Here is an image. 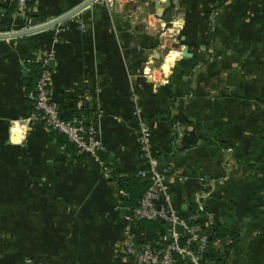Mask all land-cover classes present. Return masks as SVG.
Masks as SVG:
<instances>
[{"label": "crops", "instance_id": "crops-1", "mask_svg": "<svg viewBox=\"0 0 264 264\" xmlns=\"http://www.w3.org/2000/svg\"><path fill=\"white\" fill-rule=\"evenodd\" d=\"M82 2L28 0L29 23L35 22L34 28L52 23ZM97 2L65 20L69 25L82 14L80 20L87 31L81 32L75 25L68 33L60 31L64 40L54 46L56 60L49 65V90L57 109L62 104L63 115L69 116L72 97H76L78 106L89 103L86 109L93 113L94 99L90 95L88 100L80 98L81 94L73 88L80 84H86L85 89L100 88V99H96L102 104L105 116L96 119H100L97 126L100 124L99 135L109 153L107 160L113 165L115 178H135L147 164L132 139L127 138L128 128L115 120L124 117L128 109L130 86L126 74L129 67L124 55L127 50L135 61L146 64L149 69L155 65V57L147 59L139 47L133 51L126 17L119 12L111 16L108 9L100 8ZM151 5L158 16H163L161 20H154L150 30L153 35L162 34L163 23L169 20L188 38L204 40L206 59L217 61L215 69L224 72L219 76L224 85L233 92L235 87L242 88L255 98L224 97L219 120L226 124V116L234 117L233 122L217 131L225 136L222 140L229 145L226 149L201 141L198 133L191 127L185 129L184 125L178 130L177 141L169 144L168 139L173 134L164 124L162 134L166 140L158 158L159 165L164 166L161 173L168 187V206L186 218L192 214L191 204L199 200L205 213L197 212L196 221L209 233L211 225L239 232L240 237L234 244L229 237L209 241L201 264H264V119L257 112H246L247 118L242 111L243 106L264 103V0H152ZM15 7V0H0V34L24 25L13 15ZM144 13L140 11L135 16ZM133 17H129L130 21L136 23L137 18ZM46 31L27 34L21 41L13 37L0 39V129L11 120L21 119L17 117L21 109L25 112L23 80L27 73H18L17 64L8 59L30 54L35 47L37 51L48 50L51 32ZM150 53L151 56L157 54ZM176 54L168 53L159 64L165 78L172 75L174 65L177 67ZM162 75L160 82L153 85L152 98L156 97V89L167 81ZM252 88L263 90L260 98L248 92ZM243 90L240 89V94ZM169 103L173 110V103ZM195 109L194 105L188 110ZM245 120L249 121L245 124ZM46 132L40 127L35 134L47 150V157L41 161V217H34L30 207L26 208L30 225L26 234L31 240V249L40 247L41 264H117L112 254L120 245L122 221L114 218L119 215L125 222V216L121 214L124 208L118 207L119 202L114 204V199L116 192L119 195L121 191L112 180L100 181L98 166L91 159L75 160L64 149L51 145ZM176 147H180L179 150ZM83 203H88L89 208L82 209ZM34 236L40 238L35 240ZM139 239H145L144 234L140 233ZM175 264L190 263L178 260Z\"/></svg>", "mask_w": 264, "mask_h": 264}, {"label": "rangeland", "instance_id": "rangeland-1", "mask_svg": "<svg viewBox=\"0 0 264 264\" xmlns=\"http://www.w3.org/2000/svg\"><path fill=\"white\" fill-rule=\"evenodd\" d=\"M84 2H86V0H83L81 4ZM151 2L152 0H98L96 3L100 8L108 9L111 16L119 12V14H123V16L126 17V23H130L129 30L132 35L130 46L133 45V47H131L134 48L133 51H136L139 47L141 51L145 52L147 59L149 57H155L154 64L156 66L154 65L152 69H149L146 64V67L143 66L134 60L135 57L132 54L128 53L127 50L125 51L124 56L128 61L124 60V62H127L129 67V71L126 75L130 86L127 98L128 102L126 104L128 109L124 117H116L115 119L118 124L123 123L122 125L128 128L129 137L127 136V138L132 139L137 147L138 153L144 159L145 163H147L150 158H155L159 161L158 157L162 151V143L166 140L163 139L164 135L162 134L164 124L168 125V131L173 134L172 138L168 139L172 141V143L177 141L179 134L178 130H180L181 125H184L185 129L191 127L194 132L199 134L200 140L204 138L205 140H209L212 135L216 133H218V138L223 139L225 136L219 133L220 130L234 120L232 114L229 117L226 116V124L221 123L219 120L221 111H223L224 97L230 99L234 95V97L241 96V99H247L249 97L255 99L252 95L244 92L242 88L235 87L236 91L233 92L230 87L224 85L223 79L219 77L220 74L222 75L224 72L215 69L217 61H211V58L206 59L207 56L204 54L203 48L204 40L199 38H188L184 31L175 27V23L169 20L163 23L161 30L162 34L156 32V34L153 35L150 31L153 28V22L157 19L161 20L163 16H158L156 14L152 8ZM117 9L120 11H117ZM140 11H144L145 13L140 17L135 16V14H138V12L140 13ZM76 14L73 16H76ZM13 15L19 18L24 25L15 26V28H11L12 30H6V34H15L34 28L29 23L31 15L21 16L15 14V11ZM81 15L73 19L74 21L70 22L69 25H66L65 21H63L44 29L48 30L45 33L51 32V46L48 50L37 51L38 47H35L31 50L30 54H22V56L20 55L17 57L13 56V58L8 59V61L17 64L18 73L26 72L27 74L30 72L28 64H39L42 60H47L50 62L49 64H51V62L56 60L55 44L64 40L60 31L68 33L67 31L71 29L72 25H75L81 32L87 31L85 25H83L80 20ZM130 16H134L132 19L137 18L135 21L136 23H131ZM70 18H72V16ZM47 24L50 23L42 24L41 27ZM135 34H138L139 37H136ZM25 36L27 35L13 38L21 41L26 39ZM6 39L9 38L1 40L4 41ZM152 51L157 54L151 56L150 52ZM196 51L198 53H196ZM170 52L177 53L175 60L177 67L175 68L174 65L172 75L165 78L159 70V64L165 55ZM161 75L162 79L164 77L167 81L161 88L156 89V97L152 98L151 92L154 89L153 85L160 82ZM86 87V84H80L72 90L81 94L80 98L88 100L87 97L90 95L92 99H94L93 113H85L82 115L85 123L91 125L95 118H101L105 116V114L103 106L99 101L101 96L100 88L93 86L92 88L85 89ZM240 89L243 90L241 94ZM18 90L19 92L21 91L20 88H18ZM248 92L256 93V99H258L263 90L261 88H252L251 91ZM169 93H172L174 97L172 106L175 108H173V110L169 103L171 102ZM175 103L176 106H174ZM194 105L197 109L189 112L188 109H192ZM252 105L253 107H242V111L245 113L244 115H247L246 112H257L260 113V117L263 116L262 118L264 119V103L259 101ZM166 110H168L171 115L170 120L173 122L172 125L169 123V119L166 116ZM25 112L21 109V113L17 115V117L21 119L11 120L4 128L0 129V264H41L40 247H33L34 250H32L31 240L27 238L26 233L30 231V225L27 224L29 220L26 218V208L30 207L34 217H41L43 204L41 200V161L47 157V150L42 147L40 140L35 135L39 132L41 127L40 122L33 119L36 117L35 112L30 111L28 115ZM19 115L21 116L19 117ZM248 117L247 115V118ZM96 120L94 129H96L99 134L98 128H100V124L97 126V123H99L100 119ZM248 121L249 120H245V124ZM143 129L148 130L147 137L143 135ZM99 138L102 140L100 135ZM142 138H144V144L140 143ZM103 148L102 152H105L107 149L105 146H103ZM176 148L179 150L180 147ZM146 149L149 151L148 158L144 154V152L146 153ZM246 152L250 154L248 151L244 153ZM232 153L233 152H230V155ZM82 159H91L98 166L101 182L105 181L109 183L112 178L117 177L110 160L102 162L95 161L90 155ZM246 165L249 167L251 164L248 163ZM61 171L65 170L61 169ZM139 172L140 170L137 172V176ZM81 179L85 181L83 176ZM113 194L115 195V193ZM123 197V193L120 192L118 195V192H116L114 204L117 205L119 202L118 207L122 208L121 199ZM193 204L200 206L194 213H205V209L202 207L199 200H196ZM89 206L88 203H83L81 208L86 209L89 208ZM81 217L83 218V216ZM114 220L122 221V236L120 235L118 238L120 245L114 248L112 256L117 264H124L123 252L128 242L127 234H125L126 225L124 219H121L119 215H115ZM33 238L36 240L40 237L34 236Z\"/></svg>", "mask_w": 264, "mask_h": 264}, {"label": "built area", "instance_id": "built-area-1", "mask_svg": "<svg viewBox=\"0 0 264 264\" xmlns=\"http://www.w3.org/2000/svg\"><path fill=\"white\" fill-rule=\"evenodd\" d=\"M15 1V14L27 16L28 0ZM49 63L47 60L39 62V76L30 94L36 115L33 119L43 123L47 131L64 134L82 153H87L95 161L102 162L97 152H102L104 145L97 130L94 129L96 122L87 125L82 117H73L71 120L60 118L49 90ZM147 131L143 129V135L146 137ZM143 142L144 138L140 140L141 144H144ZM142 148L144 149L143 146ZM144 154L149 157L148 149ZM146 164L147 168L140 170L138 176L147 177L149 186L139 206L125 216V234L128 242L123 252L124 264H175L185 258H188L190 264H201L202 255L207 250L209 232L196 221V213L185 218L168 206V187L163 173L158 171L159 161L150 158ZM141 220H161L168 225V229L156 241L158 247L145 239H139L137 223ZM176 226L182 228V233L176 231Z\"/></svg>", "mask_w": 264, "mask_h": 264}, {"label": "trees", "instance_id": "trees-1", "mask_svg": "<svg viewBox=\"0 0 264 264\" xmlns=\"http://www.w3.org/2000/svg\"><path fill=\"white\" fill-rule=\"evenodd\" d=\"M30 68V72L27 74V77L24 78V90H25V113L27 115L30 111H34V101L32 100L30 94L34 88V84L39 76L40 67L39 64H28ZM50 70V69H49ZM171 96V102H174V97L172 93H169ZM72 103L70 109L71 114L69 116L63 115V111L65 108L62 104L58 105V114L61 119L64 120H71L73 117H82L85 113L92 114L91 110L86 109V106L89 103L83 102L81 106H78L79 102L76 97H72L69 99ZM85 103V104H84ZM88 107V106H87ZM166 116L169 119V123L172 125L171 122V115L169 114L168 110H166ZM93 122H96V118ZM41 128H45L43 123H40ZM47 134V141L55 146L56 148H62L65 152L75 160H81V158L88 157L87 153H82L80 149L77 147L76 144L69 141V139L64 134L54 133L52 131L46 132ZM207 144L215 145L218 149H226L229 147L228 143L220 138H218L217 134H213L209 140H201ZM172 141H169V144ZM104 145V144H103ZM98 157L100 160L105 161L109 158V153L107 150L105 152H97ZM113 182L119 191H121L124 197L121 199L122 208L127 210V215L130 214L131 210L138 207L140 201L142 200L148 186L149 181L147 177L137 176L135 178H112ZM190 210L194 213L197 210V206L195 204H191ZM138 231L144 234L145 240L151 243L154 246L158 247L157 239L158 237L164 233L168 229V225L161 220H154V221H147L141 220L137 223ZM211 232L208 233V241L215 240V239H222L225 237H229L232 240V243H236L240 237L239 232L237 231H227L224 228H221L217 225H211ZM204 253L202 255V259L205 257Z\"/></svg>", "mask_w": 264, "mask_h": 264}, {"label": "water", "instance_id": "water-1", "mask_svg": "<svg viewBox=\"0 0 264 264\" xmlns=\"http://www.w3.org/2000/svg\"><path fill=\"white\" fill-rule=\"evenodd\" d=\"M96 0H86V2H84L83 4H81L80 6L74 8L73 10H71L70 12H68L67 14L63 15L61 18L57 19L56 21L47 24L45 26L39 27V28H33L32 30H26V31H21L15 34H0V39H4V38H12V37H19V36H23V35H27L30 33H35L37 31H41L44 29H47L48 27L54 26L58 23H61L65 20H67L68 18H70L71 16H73L74 14H76L77 12H79L80 10H82L84 7L88 6L89 4H91L92 2H94ZM31 26L35 25V22H31L30 23ZM164 166L163 165H159L158 166V171L161 173L163 170ZM121 214L123 216L127 215V210L126 209H122ZM176 231L179 233H182V228L180 226H176ZM185 260H188V258H185Z\"/></svg>", "mask_w": 264, "mask_h": 264}]
</instances>
